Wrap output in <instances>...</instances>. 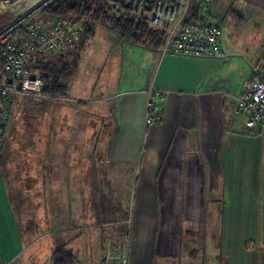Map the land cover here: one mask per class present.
<instances>
[{
	"label": "crops",
	"instance_id": "1",
	"mask_svg": "<svg viewBox=\"0 0 264 264\" xmlns=\"http://www.w3.org/2000/svg\"><path fill=\"white\" fill-rule=\"evenodd\" d=\"M230 3V19L218 27L223 58L162 54L158 47L122 43L121 64L116 56L113 67L120 72L116 86L95 98L90 110L93 119L100 118L101 132L90 127L80 108L62 118V131H76L78 142L69 147L63 137L59 155L72 159L60 170L49 160L52 125L57 121L48 116L36 122L35 146L25 149L28 164L14 159L18 144L12 151L3 149L0 264H44L38 257L44 249L37 240L42 234H36L33 225L41 203L37 189L58 179L57 172L62 174L64 217L75 220L79 232L66 231L67 239L59 242L76 254V264L92 260L82 239L90 235L83 232L92 224H86V217L100 219L93 224L98 227L123 225L126 264H181L182 253H187L184 264H198V250L206 249L214 252L216 264H264V134H248L232 106L233 94L247 76L257 73V63L264 59V0ZM133 54H138L136 61ZM102 74L105 85L109 75ZM149 86L167 96L162 122L146 126ZM74 114L84 122L77 121L72 133ZM91 132L103 135L96 137L99 149L106 150L100 164L81 142ZM86 154L93 156L92 164H85ZM117 172L124 174L120 180ZM86 184L93 189L87 198ZM118 212L124 216L118 218ZM116 232L106 236L112 238ZM207 232L216 237L209 248ZM57 240L49 242L51 252Z\"/></svg>",
	"mask_w": 264,
	"mask_h": 264
},
{
	"label": "built area",
	"instance_id": "2",
	"mask_svg": "<svg viewBox=\"0 0 264 264\" xmlns=\"http://www.w3.org/2000/svg\"><path fill=\"white\" fill-rule=\"evenodd\" d=\"M51 1L36 0L23 8L29 9L25 13L9 15L27 0H0V142L10 95L45 101L64 98L42 90L43 81L30 68L31 59L34 54L62 56L75 51L89 20L85 15L47 14L43 8ZM107 1L110 17L141 19L149 28L161 31L158 49L162 54L219 58L226 55L220 45V29L205 19L210 0ZM34 13L35 20H26ZM145 94L144 124L162 122L167 92L149 86ZM232 106L248 134H264V59L257 63V73L244 79L233 94ZM126 258L124 251L119 262L110 264H126Z\"/></svg>",
	"mask_w": 264,
	"mask_h": 264
},
{
	"label": "rangeland",
	"instance_id": "3",
	"mask_svg": "<svg viewBox=\"0 0 264 264\" xmlns=\"http://www.w3.org/2000/svg\"><path fill=\"white\" fill-rule=\"evenodd\" d=\"M31 2L32 0H27L26 4L23 3L21 7L14 10V12H10L9 15L25 13L29 9L25 10L23 8H25L27 4ZM229 3L230 0H210V2L208 3V13L205 15L206 21L217 25L219 28L222 27V25L226 24L231 16ZM36 18L37 14L34 13L30 15L26 20L33 21ZM238 24L239 23L237 22V25ZM122 43H125L124 45H126L130 42L128 40H121L119 34L116 31L110 29L108 26L102 23H97L94 35L89 36L84 43V46L81 51L78 69L73 75V77L70 79L63 99H51L48 100V102L33 96L26 97L19 95H10L11 102L8 104L6 111L7 113L4 132L5 137L2 140L5 145H8L10 143L9 146L14 147V143L15 145H20V143L27 144L30 139V137L28 136L29 129H32V127L38 124H36V122H38V118L48 116L53 120L56 119L55 121H57V123H55L52 127V155L49 156V160L51 163H53V168L55 170H60L61 167L59 166L63 163L69 164L72 159L71 156H69L67 159L66 156L62 158V156L59 155L61 153V144L64 143L63 137L65 136L64 138L68 140L66 142L67 145L69 144V147L70 144H76L78 142L76 139L77 132L75 131V133H73L72 130L73 128H76L78 122L80 123V125L83 124L84 120L82 121V119L79 118L81 117L80 115L74 114V123H71L72 126L69 130V132H72L73 134H67L62 131V118L71 115L73 113L72 111L74 108H80L81 111H85V113L83 112L85 114V117L90 119V127L95 128L99 132H101L100 118L96 117L95 119H93L92 117H94V114L93 111L90 112V110L93 109L92 102L95 101V98L100 96L101 93L107 94L108 92H110L112 87L116 86V83L118 81L117 78L120 77V72L119 67L115 69H113V67L117 62V59L115 58L116 56L119 57L121 64V46L123 45ZM132 58L134 61H136L138 59V54H133ZM103 72L107 73L105 75H109L107 78L108 82L105 85L103 83L106 81V79L102 74ZM231 73L235 77L239 75L237 73V70L235 69H232ZM249 77L250 76H247L246 78ZM98 85H101L102 88L104 87L103 91L97 92L95 90V88H98ZM26 118L32 119L31 124H28L29 121ZM91 119H93V121ZM84 135L86 138L83 141H80L84 143V147L85 149H87V151L91 150V152L93 151V153H95V160L98 164H100L99 158L104 159L106 150L104 151L103 147L99 149L98 146L100 145L101 141L98 142L97 146L96 137H103V135L101 133L96 132H91L90 134L85 133ZM24 144L20 146H23ZM94 147L96 148L93 150ZM16 149L18 148L16 147ZM99 155H102V157H98ZM20 158L21 157H17V159L22 162ZM92 161L93 156L86 154L85 164H92ZM103 163L105 162L101 160V164ZM56 164L59 165L55 166ZM56 174L58 176V179L47 180L45 181L47 187H40L37 189L40 192L39 201L41 203H39V205L35 209L36 221L33 222V225L35 226V233L42 234L43 236L37 237V240L40 239L38 243L42 244L44 247V249H42V251L38 253L40 261L44 264L50 263L51 250L48 249V245L54 237H59V241H61V237L63 238V240L67 239L66 231L74 233V235L79 233L78 226H76V221L68 220L64 217V208L62 204L64 205L65 203H61L62 188L59 187L62 182V179H60V175L62 174H60V172H57ZM87 175L91 176L92 172H88ZM120 176H124L123 172L119 174L118 172L116 173L117 179L120 180ZM116 181L117 180H115V182ZM86 183H91V181H87L86 179ZM103 183H105V180ZM86 185H88V187L85 188V196L87 198L88 196L92 195L91 192H93V189L89 184ZM112 189L110 190V192L114 193V190L116 188L113 187ZM118 191H120V188L118 189ZM43 194L44 196L46 195L47 200L42 197ZM121 204L123 206V202H121ZM71 212L73 213V210ZM120 212L123 211L120 210ZM121 214H119L118 212L117 217L119 218L121 216H124V214ZM71 215L72 214H69V218L71 217ZM97 220L86 217V224H92L89 226H85V228L87 227L90 230L85 229L83 232L87 233V231H89L90 235L88 237H82L83 241H87V257L92 258L90 263L110 264L119 262L124 250L126 249V239L123 241L124 233L122 234L123 225L111 224L109 226L98 227L97 225H93L95 224V221L99 222ZM113 230L114 232H117L115 235H112V238H110L111 236H106L107 234L111 235ZM99 234L105 235L99 236ZM215 239L216 237H213L207 232V248H209V244L216 243ZM45 246L47 249H45ZM186 254L187 253H182L180 255L179 260H181V264H184L183 259ZM78 255L81 256V253L79 252ZM213 256L214 252L209 251V249H206L204 253H201V251L198 250L197 263L216 264L218 260L215 259ZM179 260H176V262H178Z\"/></svg>",
	"mask_w": 264,
	"mask_h": 264
},
{
	"label": "trees",
	"instance_id": "4",
	"mask_svg": "<svg viewBox=\"0 0 264 264\" xmlns=\"http://www.w3.org/2000/svg\"><path fill=\"white\" fill-rule=\"evenodd\" d=\"M107 8V0H52L43 8V11L47 14L85 15L89 20L82 41L75 51L62 56L43 53L33 55L30 68L37 74L38 77L42 79V90L44 92L49 93L55 97L65 95L68 83L78 69L81 51L84 43L89 36L94 35L97 23H102L108 26L110 29L116 31L122 40H128L129 42L134 44H139L146 47H157L161 43V31H156L149 28L145 21L141 19L128 17H110L107 13ZM26 119L29 121L28 124H31L32 119ZM35 127L36 125L32 127V129H29V142H27V144L20 143V145H24H18V149L13 153V155L15 156L14 159L16 161L18 160L17 157H21L20 159L28 164V152L25 151V149L35 146ZM42 135H44V133H42ZM42 135H38L37 139L42 142L43 146H45V143H43L45 139L44 141L43 138L41 139ZM4 137L5 136L3 134L0 142L1 153L6 147H10V150L12 148L11 146H9L10 143L8 145H5V143L2 141ZM74 145L75 144H73V146ZM8 151L9 150H5L4 153H8ZM76 263V254L72 251V249L66 247V243H60L59 240H57L51 252L49 264Z\"/></svg>",
	"mask_w": 264,
	"mask_h": 264
},
{
	"label": "bare ground",
	"instance_id": "5",
	"mask_svg": "<svg viewBox=\"0 0 264 264\" xmlns=\"http://www.w3.org/2000/svg\"><path fill=\"white\" fill-rule=\"evenodd\" d=\"M34 1H36V0H33L31 3H33ZM31 3H28V4H31Z\"/></svg>",
	"mask_w": 264,
	"mask_h": 264
}]
</instances>
